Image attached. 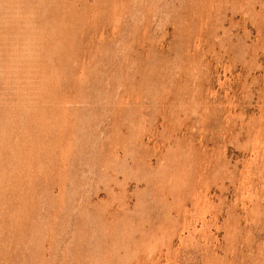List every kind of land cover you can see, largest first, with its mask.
Wrapping results in <instances>:
<instances>
[{"label": "rangeland", "instance_id": "obj_1", "mask_svg": "<svg viewBox=\"0 0 264 264\" xmlns=\"http://www.w3.org/2000/svg\"><path fill=\"white\" fill-rule=\"evenodd\" d=\"M0 264H264V0H0Z\"/></svg>", "mask_w": 264, "mask_h": 264}]
</instances>
